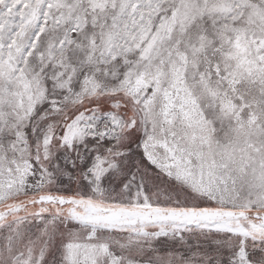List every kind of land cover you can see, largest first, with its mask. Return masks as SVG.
Listing matches in <instances>:
<instances>
[{
    "label": "snow or ice",
    "instance_id": "snow-or-ice-1",
    "mask_svg": "<svg viewBox=\"0 0 264 264\" xmlns=\"http://www.w3.org/2000/svg\"><path fill=\"white\" fill-rule=\"evenodd\" d=\"M0 264H264V0H0Z\"/></svg>",
    "mask_w": 264,
    "mask_h": 264
}]
</instances>
